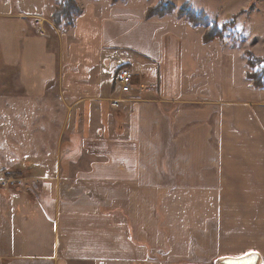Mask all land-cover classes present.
<instances>
[{
  "label": "crops",
  "instance_id": "crops-1",
  "mask_svg": "<svg viewBox=\"0 0 264 264\" xmlns=\"http://www.w3.org/2000/svg\"><path fill=\"white\" fill-rule=\"evenodd\" d=\"M155 2L77 0L57 27L54 0H0V82L59 124L16 168L33 194L0 190V264H264V87Z\"/></svg>",
  "mask_w": 264,
  "mask_h": 264
},
{
  "label": "rangeland",
  "instance_id": "rangeland-1",
  "mask_svg": "<svg viewBox=\"0 0 264 264\" xmlns=\"http://www.w3.org/2000/svg\"><path fill=\"white\" fill-rule=\"evenodd\" d=\"M74 1L78 5L77 0ZM170 1L176 7L173 12L185 20L186 18L177 11L181 4L188 2L196 11H202L199 10L202 8L201 4L206 6L207 13L202 12L211 21L227 26L223 39L227 38L228 41L237 43L234 51L239 66L247 51H251L257 57H264L260 55L264 54V0ZM232 22L234 25L230 27L229 24H233ZM195 27L205 30L203 25ZM248 69L249 72L250 68ZM1 78L3 76L0 77V81ZM14 82L15 78L12 74H7L6 80L0 82V190L7 192L27 190L28 193L33 194V187L29 180H26L28 171L16 168L35 154L41 156L40 153L51 151V145L56 142L51 138V129L53 130L54 127L56 129L59 124L52 122L46 124L37 117L51 115L53 108L51 106L42 108L36 104L37 102L30 106L23 93L13 85ZM29 115H35L36 121L29 122V119H25Z\"/></svg>",
  "mask_w": 264,
  "mask_h": 264
},
{
  "label": "trees",
  "instance_id": "trees-1",
  "mask_svg": "<svg viewBox=\"0 0 264 264\" xmlns=\"http://www.w3.org/2000/svg\"><path fill=\"white\" fill-rule=\"evenodd\" d=\"M56 7L51 15L54 26H60L62 22L67 21L72 24L75 15L79 14L80 9L74 0H54ZM116 1V0H112ZM176 9L170 0H157V2L146 10L145 16L147 18L153 16H164L171 14ZM178 14L183 15L186 20L192 25H203L205 30L202 36L203 42H209L214 39H223V34L227 26L225 24L219 25L216 21H211L208 16L202 11L194 10L190 3L185 2L178 7ZM229 24L230 27L234 25ZM246 64L250 71L246 73V78L251 80L255 88H262L264 86V57H257L251 51H247Z\"/></svg>",
  "mask_w": 264,
  "mask_h": 264
},
{
  "label": "built area",
  "instance_id": "built-area-1",
  "mask_svg": "<svg viewBox=\"0 0 264 264\" xmlns=\"http://www.w3.org/2000/svg\"><path fill=\"white\" fill-rule=\"evenodd\" d=\"M34 25L39 27V33L44 34V29L42 28V20L39 18L34 21ZM133 82V73L127 67H121L118 70L117 74V83L119 85L120 91L122 93H128L131 90Z\"/></svg>",
  "mask_w": 264,
  "mask_h": 264
},
{
  "label": "water",
  "instance_id": "water-1",
  "mask_svg": "<svg viewBox=\"0 0 264 264\" xmlns=\"http://www.w3.org/2000/svg\"><path fill=\"white\" fill-rule=\"evenodd\" d=\"M216 264H261V261L256 253H249L237 258H222Z\"/></svg>",
  "mask_w": 264,
  "mask_h": 264
}]
</instances>
